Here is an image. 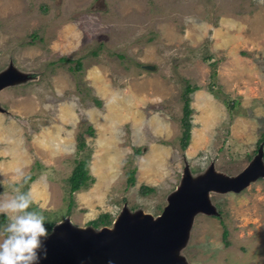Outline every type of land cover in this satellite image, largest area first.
Instances as JSON below:
<instances>
[{
	"label": "rangeland",
	"instance_id": "1",
	"mask_svg": "<svg viewBox=\"0 0 264 264\" xmlns=\"http://www.w3.org/2000/svg\"><path fill=\"white\" fill-rule=\"evenodd\" d=\"M9 64L26 77L0 89V196L31 191L54 224L112 221L123 204L155 216L185 164L230 176L264 150V0H0ZM77 159L93 181L69 191ZM208 196L216 213L193 215L186 264H264V175Z\"/></svg>",
	"mask_w": 264,
	"mask_h": 264
},
{
	"label": "water",
	"instance_id": "2",
	"mask_svg": "<svg viewBox=\"0 0 264 264\" xmlns=\"http://www.w3.org/2000/svg\"><path fill=\"white\" fill-rule=\"evenodd\" d=\"M142 67L151 69L153 65L144 63ZM25 77L9 64L0 71V89ZM261 156L258 149L237 174L230 176L215 171L212 164L193 176L185 164L178 184L155 216L140 209L129 211L123 204L110 225L75 226L67 220L58 221L52 227L59 226L44 242L47 258L39 264H186L178 250L186 241L193 215L216 213L208 192L238 191L264 175Z\"/></svg>",
	"mask_w": 264,
	"mask_h": 264
},
{
	"label": "clouds",
	"instance_id": "3",
	"mask_svg": "<svg viewBox=\"0 0 264 264\" xmlns=\"http://www.w3.org/2000/svg\"><path fill=\"white\" fill-rule=\"evenodd\" d=\"M16 172L18 179L27 181L22 170ZM34 202L32 192L20 188L13 189L12 195L0 196V215L8 217V222L0 229V264H39L41 259L47 258L44 242L59 224L50 230L44 210L39 206L32 209Z\"/></svg>",
	"mask_w": 264,
	"mask_h": 264
},
{
	"label": "trees",
	"instance_id": "4",
	"mask_svg": "<svg viewBox=\"0 0 264 264\" xmlns=\"http://www.w3.org/2000/svg\"><path fill=\"white\" fill-rule=\"evenodd\" d=\"M34 36V34L32 35ZM60 60H65V56H59ZM76 67L79 66V61H76L75 64ZM192 86H189L188 84L184 85L181 91V114L179 116V122H180V134H179V147L182 149L186 146L188 143V139L190 136V129H191V120H190V112H191V106L189 104L190 98L188 95V92L192 90ZM98 102V100H96ZM264 140V129H262L260 136L257 138V143ZM262 157L264 158V150H262ZM134 169H130L127 171V181L128 183H132L134 181ZM27 181L32 179V175L29 174L26 176ZM68 181V187L69 191L78 189L80 187L87 186L88 183L93 181V177L89 175L87 172L84 159H77L75 161L74 166L71 168L70 174L67 177ZM139 191L141 193H146L148 191H151L153 189L152 186L146 185L144 183H141L139 185ZM38 207H34V210ZM7 220V216L0 215V229L3 228L4 223ZM111 221L110 214L107 211H101L99 212L95 217L89 219L88 223L94 227L109 224ZM47 227L51 229L52 225L54 224V221L49 220L46 218ZM222 238L223 242L227 244V240L225 239L226 236V230L225 228L222 229Z\"/></svg>",
	"mask_w": 264,
	"mask_h": 264
}]
</instances>
